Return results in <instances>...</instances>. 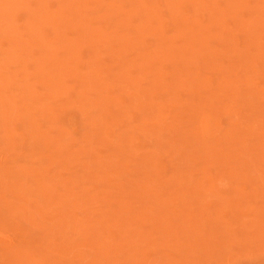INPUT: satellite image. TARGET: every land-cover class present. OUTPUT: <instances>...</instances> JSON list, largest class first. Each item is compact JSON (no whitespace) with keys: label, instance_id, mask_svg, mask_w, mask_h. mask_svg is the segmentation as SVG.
<instances>
[{"label":"rangeland","instance_id":"rangeland-1","mask_svg":"<svg viewBox=\"0 0 264 264\" xmlns=\"http://www.w3.org/2000/svg\"><path fill=\"white\" fill-rule=\"evenodd\" d=\"M0 264H264V0H0Z\"/></svg>","mask_w":264,"mask_h":264}]
</instances>
